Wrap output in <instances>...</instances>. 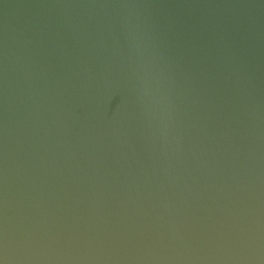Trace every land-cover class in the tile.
Wrapping results in <instances>:
<instances>
[{
	"label": "water",
	"instance_id": "obj_1",
	"mask_svg": "<svg viewBox=\"0 0 264 264\" xmlns=\"http://www.w3.org/2000/svg\"><path fill=\"white\" fill-rule=\"evenodd\" d=\"M0 264H264V0H0Z\"/></svg>",
	"mask_w": 264,
	"mask_h": 264
}]
</instances>
